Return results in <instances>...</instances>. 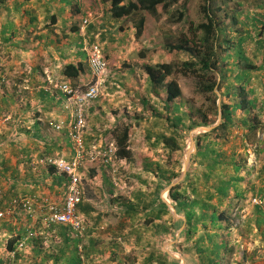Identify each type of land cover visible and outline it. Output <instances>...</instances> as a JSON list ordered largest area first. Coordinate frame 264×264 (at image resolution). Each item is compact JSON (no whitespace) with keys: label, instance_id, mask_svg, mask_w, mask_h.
Wrapping results in <instances>:
<instances>
[{"label":"crops","instance_id":"1","mask_svg":"<svg viewBox=\"0 0 264 264\" xmlns=\"http://www.w3.org/2000/svg\"><path fill=\"white\" fill-rule=\"evenodd\" d=\"M70 2L74 3V0ZM98 3L101 6L109 5L102 0H98ZM105 17L109 18L110 14L104 13L95 23L90 24L94 33L98 30L102 35L101 30L107 27L113 34V28L108 23H112L113 20L121 24L122 21L125 25L118 26L115 31L118 34L129 31L130 38L134 40V31L125 29L128 18L119 20L111 18L107 22ZM79 20L80 15L73 13L68 0H6L0 4V88L3 90L0 93V198L3 199L2 206L14 196H48L54 201L62 199L64 182L59 181L57 178L59 175L50 172L45 158L52 156L67 159L72 154L66 130L62 129L55 133L49 129L47 124L50 120L61 121L63 119L66 121L68 119L70 112L67 114L63 108L65 100L55 97L41 99L33 95V98H39L38 109L36 113L30 115L28 108L32 105L31 99L24 100V105L28 108L24 107L20 110L18 78L7 79L5 73L11 75L19 73L24 63L23 60H25L29 72L28 84L36 81V84L45 83L42 88L47 87L48 82L38 80L41 78L35 73H44L50 80L60 76L63 82L69 83L70 80L62 74L64 66L70 62L87 64L86 57L83 58L86 55L83 48L84 43L85 45L87 43V38L85 29H81L77 24L80 23ZM74 25H78L76 32L72 29ZM133 42L128 45L126 39H118V43L123 47L121 52H124L123 57L119 58L122 64L129 59L130 48L133 49L134 44L140 43ZM114 43L109 45L115 46ZM104 47L106 48V45L102 46L103 51ZM113 48L107 47L105 57H109V65L111 62V65L120 68V61L117 60V64L114 60L117 58L114 52L116 49ZM81 51L83 54L80 53ZM140 54L143 53L140 52ZM140 54L135 56L133 63L128 61L129 65L125 66L128 71L131 72L132 68L143 70L145 57L143 55L141 57ZM131 64L134 65L131 66ZM54 72L58 75L55 76ZM105 72L101 78L106 75ZM89 75L88 70L80 81L87 80ZM106 79L110 81V78ZM75 81L79 82V79ZM39 87L41 88V85ZM5 89H7L6 92H4ZM156 102L162 110H159L161 112L155 109L153 112L150 111L153 116L150 119L151 126L143 132L144 141L138 143L141 146L144 142L143 148L136 150L138 145L132 138L135 134H132L130 138L131 152L142 154L141 160L138 158L130 162L132 160L117 159L116 167L113 169L101 164L99 160V162H93L99 159V157H94L90 159L92 161H86L84 165L86 190L82 206L80 205L78 211L86 221L82 241L90 251V264H165L163 258L167 260V264H195L196 262V255H186L180 249L185 247L180 240L185 216L177 212L168 196L170 185H174L184 177L178 180L173 179L175 181L172 180L173 182L171 181L166 189L164 181L158 175L146 170L152 161L161 162L163 165L167 159L166 156L177 151H170L162 135L174 136L181 146V137L173 132L175 128L166 127L168 126L166 122L161 123L164 118L174 120L175 115L180 114V102L174 100L168 106L163 99H157ZM152 103H155V100ZM144 104H146L144 105L145 110L149 111L147 104L150 103ZM175 104L179 105L177 111L174 110ZM93 108L94 106L90 105L89 111ZM111 125L115 126V124ZM111 125L107 128L97 125L94 130L91 128L93 133H86L87 149L91 147L88 142V138L91 137L89 135L94 137L93 135L107 134L113 128ZM22 126H24L23 129H21ZM25 128L30 129L28 134L24 131ZM177 131L180 134L178 128ZM22 135L26 137L23 142L14 140L15 136ZM36 137H40V140ZM98 145H100L99 149H94L102 150L104 142ZM186 172L183 170L182 174L185 175ZM230 196L233 201H236L233 193ZM126 205H134L135 208L129 209ZM144 205H149V207L143 209ZM225 206L226 203L221 209ZM164 210H167L166 213ZM138 212L143 214L140 215ZM229 213L227 212V215L231 220L232 216ZM30 217L20 212L0 219V264L56 263L53 258H44L43 252L51 245V241L47 239L48 235L41 244L40 251L43 252L35 251L33 243L26 241L34 234L43 233L42 231L46 228L39 219L31 215ZM236 230L239 234L238 229ZM26 232L22 246L17 245L13 251L8 250L12 240L18 239V236L25 235ZM238 238L242 240L241 235H238ZM253 238L255 242L256 240L261 242L257 237ZM242 242L245 243L246 240ZM57 263L64 264V260L60 259Z\"/></svg>","mask_w":264,"mask_h":264},{"label":"trees","instance_id":"2","mask_svg":"<svg viewBox=\"0 0 264 264\" xmlns=\"http://www.w3.org/2000/svg\"><path fill=\"white\" fill-rule=\"evenodd\" d=\"M5 1L0 0V4ZM177 1L102 0L109 4L108 13L111 18L116 20L128 18L125 29L133 30L134 39L140 43L151 40L152 31L150 29L153 23L159 22L164 15H166V21L171 23L179 22L184 18L186 10L184 7L187 1L182 0L179 7L174 5ZM68 2L73 13L80 15L81 9L76 0L74 3L70 0ZM239 3V0H203L199 6L202 20L188 27L191 38L185 37L184 34L183 36H181L182 34H164L162 37V47L168 54L182 53L186 58L180 64L173 62L170 57L154 64H143L146 73V91L157 94V90L162 89L165 93L167 106L171 105L182 93L178 82L175 79H169L177 69L182 73L196 74L200 78L197 86L199 92L204 94L210 92L212 95L209 97L210 104L207 110L199 107L186 112L181 108L180 114L175 115L174 120L168 117L164 118L168 124L166 127L175 128L173 132L176 133V136L182 137L177 128L188 127L191 129L201 125L210 126L219 118V122L210 130L195 137L196 149L191 157V165L184 178L171 185L168 191L174 208L185 216L184 229L180 239L185 247L180 249L186 255H196L195 264H230L229 254L235 249L230 244L228 239L230 232L227 230L232 225V220L227 215L229 207L234 204L233 198L230 196L231 193L238 204L234 217L238 235H241L242 240L249 239V235L259 237L264 246V136L262 139L258 136L259 132L264 135V12H262L264 2L261 0L247 1V5L250 4L249 7L253 8L251 12L246 7L240 9ZM90 23L91 20L87 26ZM77 24L81 27L80 23ZM77 27L78 25L73 26L74 32ZM90 27L92 26L90 25ZM90 42H94L92 38L89 39ZM140 55L142 57L143 54ZM258 60L260 63L257 62ZM124 64L125 66L129 65L128 61ZM88 70V65L85 62L83 64L70 62L64 66L62 74L69 80L75 81L84 77ZM217 72L219 73L218 80L213 76ZM210 75L213 77L209 78ZM216 90L220 92V96L216 95ZM57 93L60 98L68 97L60 89L57 90ZM37 96L41 99L54 97L49 89L44 88L38 90ZM218 98H220L219 103L217 102ZM27 108L28 106L25 107V109ZM178 108L179 105L175 104L174 110L177 111ZM235 116H238L237 120L234 118ZM69 117L66 121L61 120L62 124L58 130H66L72 150L67 127ZM59 121L50 120L48 122L57 124ZM232 125L242 128L245 131L243 135H247L246 139L257 140L258 143H254L256 145L254 153L257 158L255 166L248 168L245 165V159L241 157L238 150V139L230 140L231 143L227 145ZM23 128L24 126L21 127V129ZM133 130L131 124H124L111 130V138L116 145L117 159H126L127 161L132 159L130 138ZM24 131L28 134L30 129L25 128ZM85 135L82 131L83 144L89 151L86 147ZM162 138L170 151L181 149L174 136L162 135ZM260 142H263L262 146H260ZM73 153L72 150L71 156L67 159L71 158ZM170 155L166 156V163L163 165L154 162L155 169L150 166L146 168L167 184H170L180 174V170L169 161L171 160ZM99 161L104 165L101 159ZM48 166L50 172L55 174L54 166ZM254 169L255 179L258 180L256 182L250 176L251 170ZM79 170H83V167H80ZM57 178L62 183L64 182L65 186V176ZM84 195L85 191L81 201L77 204V211L82 206ZM14 197L10 198L3 206V199L0 198V208L5 209ZM253 198H258L259 202L252 203ZM225 203L226 206L221 209ZM126 206L129 209H134L132 205ZM142 207L147 209L149 205ZM20 212H24L30 217V214L25 210L20 209ZM244 216L245 218H242ZM42 232L28 237L26 241L33 243L35 251L43 252L40 251L41 244L48 235L47 239L51 241V245L43 252L44 258H53L56 262L54 264H58L60 259L64 260V264H80V255L82 254L87 262L91 263L89 249L86 248L83 239L69 225L60 222L52 223L46 226ZM26 235L27 232L25 235L18 236V239H13L8 250L13 251L18 245V241H22ZM79 245L82 246L81 252L78 248ZM239 253L240 262L237 264L246 260V249L243 248ZM163 261L167 264L166 259L163 258Z\"/></svg>","mask_w":264,"mask_h":264},{"label":"rangeland","instance_id":"3","mask_svg":"<svg viewBox=\"0 0 264 264\" xmlns=\"http://www.w3.org/2000/svg\"><path fill=\"white\" fill-rule=\"evenodd\" d=\"M186 1H187V4L184 7V9L186 8L184 18L179 22L171 23V22L166 21V15H164L159 22H154L150 29L152 31L151 40L149 39L147 41H144V43L143 42L141 44L139 43L138 45L134 44L133 49L130 48V54L128 56L129 59H126V61L133 63V59L136 58L135 56H137V54H140L141 52L143 53L145 57L144 58L145 63L154 64L156 62L163 61L166 58L170 57L172 58L173 62H177L178 64H180V62L186 58L185 54H182V53L177 54V55L168 54L167 51L163 49L162 47V37L164 36V34H175V35L182 34L181 36H183L184 34L185 37L191 38V34L190 32H188V27L191 24H196L202 20V15L201 13H199V6L201 3H203V0H186ZM239 1H240L239 6L241 7L240 9H243V7H246V9L247 8L250 9V12H251V9L253 8L249 7L250 4L247 5V1L249 0H239ZM261 1L264 2V0H261ZM181 2L182 0H178L174 5L176 6L178 5L177 7H179ZM85 3L87 5H90L91 11H92V16L90 17V20H91L90 24H93V22L95 23L98 18H101L104 13L106 14L109 11L108 6L107 7L101 6L98 3V0H88V1L85 0ZM241 11L243 12V10ZM262 12H264V8ZM241 18H243V15H241ZM108 20L110 21L111 17L109 18L105 17V21L108 22ZM247 23H249V21H247ZM108 24L111 25V27L113 28L112 30L113 34H111V31L107 27H105L104 30H101V32H103V34L101 35L98 32V30L94 33L93 29L87 26L85 29V37L87 38V43H89V37H90V39L92 38L93 41H96L97 43L100 44L104 57H105V52L107 51V47H109L110 49L111 47H114L113 49H116V51H114L116 52L115 58H117L114 60H116V63L118 64L117 60H119L121 63V59L119 58L123 57V54H124V52H121V50H123V47H121L120 44L118 43V39H122V38L126 39L128 45H130L131 42L136 41V40L135 39L133 40L132 38H130L131 33L129 31H126L125 32L126 34L125 33L118 34L117 31H115L116 29H118V26H124L125 25L124 22L121 21V24H120V22H114L112 20V23H108ZM108 24L107 26H109ZM119 35H121V37H119ZM114 41H117V42L114 43ZM112 43H114L115 46L109 45ZM105 45H106V48L104 47V51H103L102 46H105ZM80 53L83 54L82 51ZM85 57L87 59L86 55L83 56V58ZM105 60L107 62V70L105 72L106 75L103 76V78H101L102 82L99 86L100 95L95 100L86 103V105H84L83 107V113L85 117V125L83 128V131L85 134L88 132L93 133V131H91V128H93L94 130L95 128H97V125L103 128H107L111 124H115V126L111 125V128L113 127L111 130H113L115 127L119 128L124 124H131V126L134 129L133 134H135L133 135L132 138L133 140H135L136 145H138V143H140L141 141H144L143 138L145 139V137H143V132H145V129L150 128L151 126L150 119H152L153 116L150 114V111L153 112L154 109L157 111L162 110L157 105L156 100L157 99L165 100V93L162 89H158L157 94L153 92L149 93L146 91L147 82H146V73L144 72V69L140 71V69L138 68L137 69L135 68L136 70L132 68L131 69L132 71L130 72L128 71V68L125 67L124 63L123 64L121 63V67L117 68L115 65H111V62L109 65V57H105ZM23 61L24 63L22 64L21 69H19L20 70L19 73H14L13 75L5 73V76L7 79H10V80L14 78H18V81L20 83L18 97L21 98V106L19 108H21L20 110H22L26 106L24 105V100L31 99L32 105L29 106L28 108V112L31 115L37 112V109H38L37 103L39 100V98H33L32 96L37 95V92L40 89L39 85H41V88H42L45 85V83L36 84V81H35V83L28 84L27 83L28 74H29L28 67L26 65L25 60ZM257 62L260 63L259 60ZM132 65L134 64H131V66ZM124 71L126 73H124ZM53 74L55 76L58 75L57 72H54ZM35 75L40 76L41 79H38V80H46L48 82L47 83L48 88L44 87V89L46 90L49 89L50 93L53 94L55 98H60V96L57 93V90H59V84L63 82L60 76L56 77V79L54 80L53 79L50 80V79H47V75L44 73H35ZM213 76H215L216 80L219 79L218 72L213 74ZM213 76L210 75L209 78ZM87 78H86L87 80L85 81H82V80L80 81L79 79V82L70 80L69 84L73 86L79 85L78 90L84 91L85 88L87 87L86 85L88 84V81L90 80V75ZM106 78H110V81H107ZM169 79H175L181 88V91H182L181 96L176 99V102H180V105H181L180 107L182 108L183 111L189 112L199 107L206 109V110L209 108V104H210L209 97L212 95L210 92L205 93V94L199 92L197 86H198V81L200 78L196 74L192 72L182 73L180 72L179 69H177L174 71L171 77H169ZM35 80H36V77H35ZM2 91L3 90L0 88V93ZM215 93L217 96H220V92L218 90H216ZM63 99L65 100V105L63 106L65 112H67V114H69L70 112L71 114V111L75 109L74 102L68 97L67 98L65 97ZM219 99L220 98L217 99L218 103H219ZM154 100H155V103H152V101ZM145 101L150 103V104H147L149 111L145 110L146 108L144 106L146 105L144 104ZM90 105L94 106V108L91 111H89ZM152 106H154V108ZM162 116H165V115H162ZM237 117L238 116H235L234 118L236 119ZM60 122L61 121H59L58 123ZM165 122L166 121L164 119L161 120V123H165ZM47 124L50 127L49 129L55 131V133L60 131L56 129L54 126L50 125L49 122H47ZM64 125L66 126V124ZM208 127L209 126L201 125V126H197L191 129H188V127L187 128L185 127L183 129L179 128L180 134L182 136L180 140L181 149L171 154L172 157L170 158L171 160H169L170 162L173 163V165H175L177 169L180 170L179 171L180 174L175 180L182 179L185 176L184 174H182V172L183 170L187 171L188 168L190 167L191 157H192L193 152L196 149L195 137L198 134L205 132L206 128ZM230 131L231 132L228 136L227 145L231 143L229 142L230 140L238 139V145H239L238 150L241 153V157L245 159V165L248 166V168L255 166L257 158H256V154L254 153V148L256 147L254 143H258L257 140L246 139L247 135H243V132L245 131H243L242 128H237L235 125L230 126ZM109 133L112 136L111 131ZM109 133L101 135V136L93 135L94 137H92V135H89L91 137L88 138V142L91 147L88 148V150L93 151L95 153L94 148L99 149L100 147V145L98 144H100L101 142H104V144L106 142H110V140L112 139L110 138ZM85 136H87V134ZM258 136L260 137V139H262L264 135L262 132H259ZM25 138L26 137L23 135L18 136V137L15 136L14 140L23 142ZM36 138L40 140L39 139L40 137H36ZM93 138H95V140ZM143 143L144 142H142L141 146L139 144L136 147L138 148L136 150H139V149L141 150L143 148ZM262 145H263V142H260V146ZM187 156L189 157L188 163L185 161ZM138 158L141 160L143 158L142 154L140 155V153L134 152L132 153V159H131L132 161L130 162L138 160ZM98 160L99 159H96L93 162H99ZM89 161H92V160H87V162ZM160 164L162 163L160 162ZM149 166L154 168L155 167L154 162L152 161V163H150ZM251 172L252 173L250 174V176L253 178V180L255 182L258 181L257 179H255V173H254L255 169L251 170ZM83 181L86 185V182H85L86 180L84 178H83ZM168 185L169 184L167 183L164 184L166 189ZM233 202H234L233 206L229 207L228 209L230 212L229 214H231L232 216V219H231L232 225L229 228H227V230H229L231 234L230 237L228 238L230 240V244H232V246H234L235 249L233 252L229 254V263L230 264H237V262L239 263L240 258L238 256V253L242 251L243 248L245 249L247 248L246 253H245L246 260L244 262H241V264H264L263 244L257 240L255 242L254 238L253 237L251 238V235H249L250 237L249 239L244 238L246 240L245 243L242 242V240L238 238V234L236 230L237 229L236 219L234 218L236 214V210H237L236 207L238 206V204L236 201H233ZM132 207H134V205H132ZM138 214L142 215L143 213L138 212ZM242 218H245V216ZM257 238L259 240V237Z\"/></svg>","mask_w":264,"mask_h":264},{"label":"built area","instance_id":"4","mask_svg":"<svg viewBox=\"0 0 264 264\" xmlns=\"http://www.w3.org/2000/svg\"><path fill=\"white\" fill-rule=\"evenodd\" d=\"M77 5L81 9L80 25L81 29L90 22L92 11L90 5L85 3V0H76ZM85 54L87 56L86 62L90 72V80L84 91L80 92L79 86H73L69 83L62 82L59 84V89L70 98L75 105V109L71 111L67 127L71 141L73 155L69 159L63 157H47L46 164L54 166V172L59 176H65L66 183L63 188L62 199L54 201L49 197L37 195H25L14 197L5 209L0 208V219L11 217L19 213V210H25L33 218L39 219L42 224L48 226L52 223L60 222L69 225L72 230L80 237H84L86 229L85 219L77 211V204L81 201L82 195L85 191V184L83 183L84 169L79 170L88 160L99 157L106 166L113 169L116 167L117 158L115 155L116 145L114 141L106 142L102 150L87 151L82 141V131L85 125V117L83 107L86 103L95 100L99 95V86L102 82L101 77L107 69V62L102 53L99 43L96 41L92 43H84ZM61 123L50 125L56 129L61 127ZM116 185V184H115ZM252 203H258V198H253ZM22 242L18 243L21 247ZM81 245L78 246L81 252ZM80 264H90L80 255Z\"/></svg>","mask_w":264,"mask_h":264},{"label":"water","instance_id":"5","mask_svg":"<svg viewBox=\"0 0 264 264\" xmlns=\"http://www.w3.org/2000/svg\"><path fill=\"white\" fill-rule=\"evenodd\" d=\"M218 121H219V120H218ZM218 121H217V123H218ZM215 125H216V124H215ZM212 127H213V126H212ZM212 127L209 126L208 128H206V130H209V129L212 128ZM206 130H205V131H206ZM188 155H189V154H188ZM188 159H189V157L187 156L186 159H185V161H186L187 163H188ZM171 185H172V184H171ZM171 185H170V186H171Z\"/></svg>","mask_w":264,"mask_h":264},{"label":"clouds","instance_id":"6","mask_svg":"<svg viewBox=\"0 0 264 264\" xmlns=\"http://www.w3.org/2000/svg\"><path fill=\"white\" fill-rule=\"evenodd\" d=\"M219 115H220V114H219ZM218 120H219V118L217 119V121H218ZM215 124H217V122H215L214 125H211V127H212V126H215ZM210 129H211V128H210ZM210 129H209V130H210ZM165 191H166V190H165Z\"/></svg>","mask_w":264,"mask_h":264}]
</instances>
